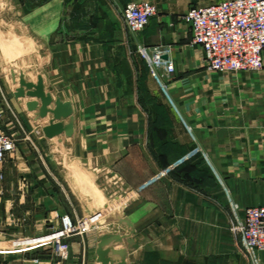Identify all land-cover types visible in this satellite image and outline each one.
Here are the masks:
<instances>
[{"label": "crops", "instance_id": "obj_1", "mask_svg": "<svg viewBox=\"0 0 264 264\" xmlns=\"http://www.w3.org/2000/svg\"><path fill=\"white\" fill-rule=\"evenodd\" d=\"M131 1L142 0H18L21 34L37 48L20 69L27 81L42 75L54 99L72 103L74 132L48 138L50 116L36 120L26 107L35 98L17 99L19 83L7 75V129L23 131L0 183L7 264L51 262L67 213L82 229L68 238L63 264H101L99 235L130 232L100 223L107 202L135 227L128 264H254L230 231V198L242 209L264 206V69L206 68L182 15L222 0H151L158 12L135 36L122 18ZM139 44L170 48L174 70L155 73ZM58 149L81 171L70 182L50 158ZM123 248L126 239L115 246ZM257 256L264 264V251Z\"/></svg>", "mask_w": 264, "mask_h": 264}, {"label": "built area", "instance_id": "obj_2", "mask_svg": "<svg viewBox=\"0 0 264 264\" xmlns=\"http://www.w3.org/2000/svg\"><path fill=\"white\" fill-rule=\"evenodd\" d=\"M157 12V3L151 0L127 3L122 18L129 34L141 33ZM182 19L191 27L192 44L203 48L208 70L233 73L264 69V0H222L193 6L182 15ZM138 52L155 73L160 66L168 72L175 68L170 48L139 44ZM159 82L171 98L162 75ZM22 133L20 129L5 132L0 124V183L5 179L7 158L18 150V137ZM230 205L233 212L230 231L254 264H258L257 252L264 251V206L242 209L232 198ZM61 222L62 226L52 241L55 255L67 258V240L82 228L68 213L62 215Z\"/></svg>", "mask_w": 264, "mask_h": 264}, {"label": "water", "instance_id": "obj_3", "mask_svg": "<svg viewBox=\"0 0 264 264\" xmlns=\"http://www.w3.org/2000/svg\"><path fill=\"white\" fill-rule=\"evenodd\" d=\"M13 80L18 82L19 86L15 90L17 99L29 96L35 98L26 103L29 111L35 112V119L49 115L48 125L43 127L44 134L48 138H55L59 134L65 132L67 136H72L74 132V116L73 106L69 101L54 99L51 93L52 88L49 87V92L46 91L45 83L42 75H38L36 82L27 81L24 71L19 68V76L13 70ZM111 203L107 202L99 208V213L110 209ZM117 222L130 228V232L119 233L117 228H113L108 233H103L98 237L96 247L97 261L101 264H128L127 255L129 250L136 249L138 244L131 238L135 232V227L128 217H121L117 212L107 214L106 218L100 223ZM127 240V248L115 249V246L121 244L123 240Z\"/></svg>", "mask_w": 264, "mask_h": 264}, {"label": "rangeland", "instance_id": "obj_4", "mask_svg": "<svg viewBox=\"0 0 264 264\" xmlns=\"http://www.w3.org/2000/svg\"><path fill=\"white\" fill-rule=\"evenodd\" d=\"M27 6L30 7V5ZM22 12L23 11L20 8L18 0H0V124L3 127L4 131L8 133H12L13 131L19 128L16 127L13 129L12 127L11 130L7 129V75L10 74L11 78L13 79L12 75L14 70L16 75L19 76V68L21 67L19 65V61L21 59L34 55L37 50L33 38L29 35L21 34L19 15ZM9 68H11L10 71ZM13 118L15 123L18 124L17 119L15 117ZM22 136L23 133L20 137H18V150L10 154L7 158V161L10 157H13L18 153L20 146L19 141ZM66 157V152L62 153L61 150L59 151V149L52 152L50 155L52 162L59 163V168L64 170L65 175L67 176L70 182L71 174H81V171L78 169V166H76V164H73ZM61 162L63 164H61ZM82 181L85 182V179L82 178L81 182ZM89 183L91 182L89 181ZM93 189L95 190L94 187ZM114 208L115 206L114 204H112L107 214H110L111 212H116ZM76 236H80L79 233H75L71 237L74 238ZM30 247L31 246L28 245L26 248L27 254L30 253V251H33V248ZM7 253H10V251L8 250L7 252V243H4L0 246V264H7ZM54 253V250L52 253H50L52 255L49 258L52 259V261H47L48 263L63 264L67 261V258H62L60 256L55 255ZM33 254H35V252ZM28 255L30 256V254ZM31 258H35L34 255ZM48 263L44 262L43 264ZM75 263L83 264V261L77 260V262Z\"/></svg>", "mask_w": 264, "mask_h": 264}]
</instances>
